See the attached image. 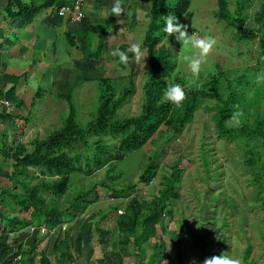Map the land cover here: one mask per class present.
Listing matches in <instances>:
<instances>
[{"label":"rangeland","instance_id":"obj_1","mask_svg":"<svg viewBox=\"0 0 264 264\" xmlns=\"http://www.w3.org/2000/svg\"><path fill=\"white\" fill-rule=\"evenodd\" d=\"M226 1L230 15L245 20L244 31L257 28L252 18L261 0ZM126 2L133 5L139 3V0ZM215 8V0H190L187 11L179 17V22L187 34L213 36L218 47L209 53L208 62L202 66L199 77L193 78L187 64L180 59L181 55L186 53L182 42L176 39L178 34H175L172 40L176 62L173 75H180L184 86H201L209 75L220 76L218 86L223 96L228 93L227 83L230 82L238 102L227 125L236 127L249 122L255 110L261 111L264 108V81L258 82L256 78L257 74L264 75V66L256 62L257 43L236 40L234 30L213 17ZM141 17L143 13L138 20L142 21ZM143 57L136 60L132 56L127 65L129 75L134 76L135 92L129 95L117 110L116 116L119 119L139 113L146 69ZM69 59L68 57L66 61L69 62ZM219 73L221 75H218ZM117 81L119 87L128 85L126 79L120 78ZM236 83L238 86L233 87ZM100 86L98 82L80 81L72 88L74 120L80 128H84L96 114ZM33 97L35 103L31 109L27 106L28 111L31 115L36 113L37 120L45 117V122H48L37 123L35 129L31 128V125L28 128L27 125L22 126V123L18 125L16 135L13 138L12 135L8 137L9 144L13 146L18 141L29 145L34 139L45 137L50 131L58 128L68 114L65 99H56L43 90L39 96ZM39 102H42L41 108L37 109L35 106ZM214 103L216 104L214 98L202 99L191 122L178 135L171 136L168 129L161 127L142 147L114 162L111 173L118 176L115 181L105 167L90 175L81 172L72 174L65 195L68 200L74 193L100 182L112 184V187L117 189L127 188L132 184L135 186L124 199L116 198L108 187L97 190V199L92 191L88 196L90 203L85 208L74 206L75 217L68 223L59 219V213H50L48 216L52 226H42L36 244L45 256L40 260L34 250H31L25 264H140V258L133 253L132 246L118 247L116 252H112L111 240L115 232L116 216L130 198L150 200L153 193L161 187V175L165 171L170 172L174 166H178L182 173L176 192L170 194L172 215L168 231L159 234L157 228V235L153 234L149 239L151 244H157L160 238L165 248L164 254L156 264H179L176 254L181 258L180 264H190L192 261L202 264L205 258L219 256L224 252L239 259L241 264H244V255L251 264H264V212L260 207L264 196V178L261 188L252 182L255 169L248 168L245 164L250 154L242 139L229 141L216 136L212 122ZM95 140L96 137L88 138L90 147ZM104 141L107 148L113 149L119 144V136L108 135ZM256 144L257 159L262 160L264 140ZM90 147L85 148L86 151H83L82 155L90 157ZM151 160L154 163L153 175L148 182L139 183L138 179L144 166ZM9 171L10 163L0 157V181H3ZM57 203L60 210L68 205L64 197L58 199ZM113 206L120 207L109 212L107 219L101 222L100 232L97 233L96 222L100 211L106 212ZM203 226L206 231H210L204 245L198 241L197 235ZM64 232L69 233L74 262H69L65 253H52L53 241L61 239ZM30 233L26 238H17V243L28 246L30 240L36 237V229L33 228ZM151 250L146 247V252L141 257L143 264ZM102 257L105 260H101ZM18 260L17 258L15 263L22 264L18 263Z\"/></svg>","mask_w":264,"mask_h":264},{"label":"trees","instance_id":"obj_2","mask_svg":"<svg viewBox=\"0 0 264 264\" xmlns=\"http://www.w3.org/2000/svg\"><path fill=\"white\" fill-rule=\"evenodd\" d=\"M56 1L30 0L23 3L22 0H6L2 11L10 21L22 20L29 23L40 9L53 7L56 14L62 0L57 4ZM139 1L146 4L148 10L145 32L139 44L145 57L146 69L142 85L143 97L137 115L122 119L116 116L117 110L126 102L129 95L135 92L134 76L128 75L125 78L128 85L123 87L117 86V81L109 78L98 81L101 86L96 114L84 128L75 123L72 97L66 92L57 97L66 100L68 114L61 125L45 137L34 139L29 145L18 141L13 146L9 144L7 130L9 129L13 138L16 135V124L8 122L5 129H0V157L10 163L9 173L0 181V264H16L18 257V263L25 264L31 250H34L36 256L42 260L45 254L36 244L42 226H52L48 215L55 212L59 213L61 221L67 223L72 221L75 217L73 207L78 205L85 208L90 203L88 196L92 191L96 195L95 199L98 197L97 190L104 187L110 188L116 198H127L135 184L117 189L113 188L112 184L100 182L74 193L69 200L65 195L72 174L81 172L90 175L105 167L115 181L118 176L111 173L114 162L142 147L161 127L168 129L171 136L178 135L191 122L200 101L205 98H214L216 102L212 114L216 136L229 141L242 139L247 144L250 156L245 164L248 168L255 169L252 182L260 188L263 187L264 159H257L256 143L264 140V108L261 111L255 110L249 122L246 121L236 127L228 126L227 122L233 117L238 102L230 82L227 83L228 93L223 96L218 86L220 76L212 74L206 76L208 78L201 86H184L182 77L173 75L176 62L172 40L175 34L163 32L164 16L172 14L179 22V17L187 11L190 0ZM215 7L213 17L227 28L233 29L236 40L257 43L256 62L264 66V0H261L258 10L253 14L252 20L257 24L255 30L244 31L245 20L230 15L226 0H215ZM83 27L87 31L89 24H83ZM69 44L74 45L73 38ZM171 84H180L185 90V99L179 107L161 100L163 91ZM236 84H233V87L238 86V83ZM0 97L14 108L22 105L15 98L14 88L7 92L0 91ZM3 117L11 119L10 114L1 113L0 122ZM24 120L28 121L27 118ZM108 135L119 136V144L113 149L105 145L104 139ZM89 137H96L91 147L88 144ZM87 147L92 151L90 157L82 155ZM153 165V160L147 162L139 176V183L148 182L153 175ZM181 173L182 170L178 166L171 167L170 172L165 171L161 175V187L153 193L150 200L130 198L115 219V232L111 240L113 253L118 247L132 246L133 253L137 254L140 264H143L141 257L144 256L146 247H150L151 253L144 264L158 262L165 248L160 238L157 244H151L149 239L153 234L157 235V228L159 234L168 231L172 215L170 194L176 192ZM63 197L68 205L60 210L57 200ZM262 199L260 207L264 212V196ZM119 207L113 206L106 212L100 211L96 222L97 233L100 232L101 222L107 219L109 212ZM32 228L36 229V237L30 240L28 246L24 247L22 243H17V238L23 236L26 238L31 234ZM204 228L203 226L197 232L198 241L202 245L206 244L210 236V231ZM72 247L69 233L64 232L61 239L53 241L51 248L52 253H65L66 259L74 262L71 256ZM176 257L180 264V256L176 254ZM247 259L244 255V264H251ZM101 260H105L104 257Z\"/></svg>","mask_w":264,"mask_h":264},{"label":"crops","instance_id":"obj_3","mask_svg":"<svg viewBox=\"0 0 264 264\" xmlns=\"http://www.w3.org/2000/svg\"><path fill=\"white\" fill-rule=\"evenodd\" d=\"M29 1L22 0L23 3ZM126 1L122 0L125 12L120 16L109 11L114 0H85L84 18L79 23L56 16L53 7L40 9L33 21L25 23L8 20L2 11L6 0H0V91L14 88L15 98L22 104L14 108L0 97V114L11 115L10 120L1 119L0 129H5L8 122L16 124L17 128L22 123L33 129L37 123L46 124L45 117L37 120L36 113L31 115L27 109V106L32 108L33 96H39L41 90L60 100L58 95L71 94L80 81L96 83L105 78L117 81L129 75L127 65L134 54L128 49L132 44H140L148 7L141 1L133 5ZM58 2L61 0L55 3ZM87 8L92 11H86ZM142 13L141 21L138 17ZM83 24H89L87 31ZM72 38L74 45L69 44ZM113 48L125 52L128 61L121 64L118 57L108 55ZM41 103L35 107L38 109ZM63 105L60 104L65 107ZM7 132L10 136L9 129Z\"/></svg>","mask_w":264,"mask_h":264},{"label":"clouds","instance_id":"obj_4","mask_svg":"<svg viewBox=\"0 0 264 264\" xmlns=\"http://www.w3.org/2000/svg\"><path fill=\"white\" fill-rule=\"evenodd\" d=\"M86 11L91 12V8H87ZM110 13L114 16H120L125 12V6L122 4V0H114ZM163 32L166 34H178L176 39L182 42V46L185 49L186 54H182L180 59L187 64L190 69L193 78H198L202 72V66L208 62L209 53L213 49L218 47V43L213 36H198L196 34H187L184 26L177 22L176 17L172 14L164 16ZM128 51L134 53V58L139 60L143 57V53L140 50L139 44H132ZM108 55L112 57H118L119 63L124 64L128 61L129 57L125 52L118 48L110 50ZM145 59V57H143ZM257 81H264V75L257 74ZM185 99V90L180 84H171L163 91L161 100L169 102L177 107L181 105ZM190 264H196L195 261ZM202 264H241V261L232 257L230 254L221 253L219 256L213 255L205 258Z\"/></svg>","mask_w":264,"mask_h":264},{"label":"built area","instance_id":"obj_5","mask_svg":"<svg viewBox=\"0 0 264 264\" xmlns=\"http://www.w3.org/2000/svg\"><path fill=\"white\" fill-rule=\"evenodd\" d=\"M84 2L85 0H62L56 14L59 17L68 18L70 22L79 23L84 17Z\"/></svg>","mask_w":264,"mask_h":264}]
</instances>
